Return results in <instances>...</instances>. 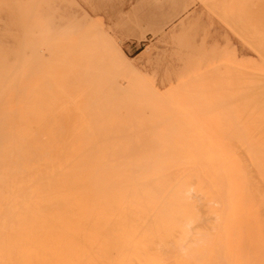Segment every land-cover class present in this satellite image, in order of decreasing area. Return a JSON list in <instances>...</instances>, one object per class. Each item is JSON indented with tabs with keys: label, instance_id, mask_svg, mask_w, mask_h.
I'll list each match as a JSON object with an SVG mask.
<instances>
[{
	"label": "bare ground",
	"instance_id": "bare-ground-1",
	"mask_svg": "<svg viewBox=\"0 0 264 264\" xmlns=\"http://www.w3.org/2000/svg\"><path fill=\"white\" fill-rule=\"evenodd\" d=\"M24 27L23 39L34 41L39 25ZM44 91L16 88L23 102L6 104L1 97L12 91L0 84V264H264V85L233 107L230 157L221 158L206 135H173L167 145L121 140L104 151L95 105L65 91L54 104L63 123L50 148ZM173 108L182 117L172 130H187L195 120ZM150 118L155 129L173 123ZM80 123L88 135L75 134ZM32 144L35 151L22 152Z\"/></svg>",
	"mask_w": 264,
	"mask_h": 264
},
{
	"label": "rangeland",
	"instance_id": "rangeland-1",
	"mask_svg": "<svg viewBox=\"0 0 264 264\" xmlns=\"http://www.w3.org/2000/svg\"><path fill=\"white\" fill-rule=\"evenodd\" d=\"M27 24L40 27L30 43L22 37ZM1 73L0 84L12 91L2 95L3 103L23 102L16 88L45 89L41 122L50 148L63 123L54 104L64 101L59 92L65 91L96 106L94 135L107 137L104 151L121 140L154 137L167 145L173 135H206L217 158L230 157L232 109L245 104L250 89L264 85V0H0ZM72 86L74 93L67 90ZM175 106L195 120L187 130H172L182 117ZM160 114L173 122L169 130L154 128L150 116ZM74 130L78 136L90 133L83 123Z\"/></svg>",
	"mask_w": 264,
	"mask_h": 264
}]
</instances>
